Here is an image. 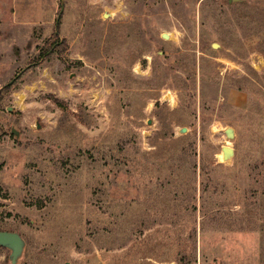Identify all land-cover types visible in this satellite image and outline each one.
I'll return each instance as SVG.
<instances>
[{
    "label": "rangeland",
    "instance_id": "1",
    "mask_svg": "<svg viewBox=\"0 0 264 264\" xmlns=\"http://www.w3.org/2000/svg\"><path fill=\"white\" fill-rule=\"evenodd\" d=\"M0 231L17 264H264V0H0Z\"/></svg>",
    "mask_w": 264,
    "mask_h": 264
},
{
    "label": "water",
    "instance_id": "2",
    "mask_svg": "<svg viewBox=\"0 0 264 264\" xmlns=\"http://www.w3.org/2000/svg\"><path fill=\"white\" fill-rule=\"evenodd\" d=\"M236 1V0H235ZM230 3L231 0H228ZM62 12V8L60 10L59 15L56 18V23L57 25L59 21L60 14ZM106 17V15H104ZM163 39H167V36L164 35ZM213 49H215V45L212 46ZM8 112L11 111V109L7 110ZM185 129H181L180 133H185ZM227 139L231 140L232 139V131L230 129H227L225 131ZM221 153L223 154V160L227 161L232 155H233V150L228 147H222ZM0 248L6 249L9 251V257L8 260L10 264H17L18 259L21 257L23 249H24V242L21 239V237L15 233H10V232H1L0 231Z\"/></svg>",
    "mask_w": 264,
    "mask_h": 264
},
{
    "label": "bare ground",
    "instance_id": "3",
    "mask_svg": "<svg viewBox=\"0 0 264 264\" xmlns=\"http://www.w3.org/2000/svg\"><path fill=\"white\" fill-rule=\"evenodd\" d=\"M224 147H228V148H230L229 146H224ZM218 159H219L220 161H223V154H222V153L218 156Z\"/></svg>",
    "mask_w": 264,
    "mask_h": 264
},
{
    "label": "trees",
    "instance_id": "4",
    "mask_svg": "<svg viewBox=\"0 0 264 264\" xmlns=\"http://www.w3.org/2000/svg\"><path fill=\"white\" fill-rule=\"evenodd\" d=\"M58 24V23H57ZM56 28H57V25H56ZM57 30V29H56ZM55 34L57 35V31L55 32Z\"/></svg>",
    "mask_w": 264,
    "mask_h": 264
}]
</instances>
